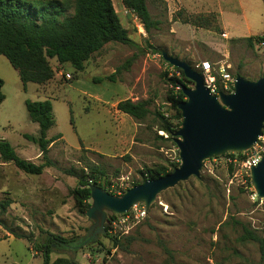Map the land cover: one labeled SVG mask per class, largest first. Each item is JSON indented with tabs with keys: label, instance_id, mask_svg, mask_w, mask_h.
Returning <instances> with one entry per match:
<instances>
[{
	"label": "rangeland",
	"instance_id": "obj_1",
	"mask_svg": "<svg viewBox=\"0 0 264 264\" xmlns=\"http://www.w3.org/2000/svg\"><path fill=\"white\" fill-rule=\"evenodd\" d=\"M152 1H147V6L159 23L149 33L135 14L125 23L128 36L138 37L136 46L106 43L90 56L81 72L69 64L59 65L50 60L55 77L46 88L32 82L24 85L17 71L0 55L3 94L0 139L7 140L20 157H33L38 146L24 134H33L38 126L29 119L24 101L47 99L52 104L55 121L47 136L61 134L68 146L59 142L53 148L52 156L61 169L96 166L103 172V175L95 174L97 180L102 185L107 181L108 188L114 190L120 185L128 189L139 182L144 167H170V163H177V146L173 139H159L154 115L159 111L172 117L174 113L165 101L170 88L166 80L173 70L157 50L185 60L193 68L205 59L211 63L225 61L233 76L256 80L264 78V44L259 45V41L250 45L244 39H235L211 51L196 41L186 26L181 41L176 42L169 32L164 5ZM114 6L117 12L122 10L116 0ZM259 10L262 15L258 23L264 42V3L260 2ZM66 73L70 78L65 77ZM125 99L148 100L151 114L137 121L120 112L116 105ZM134 123L139 124L137 139L145 145L131 149L132 156L129 131ZM108 141L116 145L112 155L90 147L91 144L105 146ZM118 144L122 145L121 149ZM78 145L77 149L70 147ZM257 145L243 153V159L221 155L204 161L199 177L191 176L161 192L145 217L126 234L98 235L95 242L78 251L52 252L51 260L71 256L79 264H264L259 242L251 239V236L264 238V200L254 196L249 171L242 165L248 156L264 153V128ZM76 181L74 176L66 174L63 181L66 190L54 194L57 202L50 203L48 191H43L48 179L24 173L10 163L0 169V197L8 192L13 200L4 216L5 223L18 233L19 229H25L36 243L46 233L84 237L93 221L74 208L68 191L75 187ZM32 194L35 203L20 202L26 195L33 198ZM57 206L63 210L54 216ZM5 232L0 226V264H41V253L33 249L30 241L6 238ZM112 237L119 239L118 247L112 246Z\"/></svg>",
	"mask_w": 264,
	"mask_h": 264
},
{
	"label": "trees",
	"instance_id": "obj_2",
	"mask_svg": "<svg viewBox=\"0 0 264 264\" xmlns=\"http://www.w3.org/2000/svg\"><path fill=\"white\" fill-rule=\"evenodd\" d=\"M153 1L163 3L162 0ZM262 1L264 3V0ZM121 3L124 8L136 15L147 33L158 25L159 21L153 19L148 10L147 0H121ZM176 14L179 16L181 12ZM182 20L197 27L219 31L218 26L213 25L216 19L212 14L189 15ZM244 40L253 45L255 42L262 41L263 37L256 35ZM109 42L136 46L135 42L128 36L127 30L122 26L114 10L112 0H0V55L4 56L10 65L17 70L20 81L24 85L28 82L43 85L52 80L55 76L50 65L52 59L59 65L69 64L76 71L81 72L90 56ZM158 51L160 50L158 49ZM158 53L160 54V52ZM173 68L179 74L167 77L166 81L170 88L165 98L170 109L174 112L173 116L164 117L159 111L154 113L157 118L158 129L168 134V138L165 139L171 140L181 124V115L176 106L186 98L181 87L183 85L192 86V82L184 77L180 69ZM194 69L200 74L202 73L200 69ZM164 75L167 76V74ZM107 79L112 80V77L108 76ZM1 86L2 81L0 80V89ZM2 99L3 94L0 91V101ZM149 105L148 100L132 101L125 99L120 100L116 108L133 119L141 121L151 114ZM24 106L29 119L38 125L36 136L24 134V137L38 146L41 162L35 164L20 157L5 139H0V160L3 163H12L24 173L39 175L45 167L53 165L48 156L49 145L60 135L47 137V131L55 122L52 104L49 100H25ZM172 120H176L175 123ZM160 138L163 137L160 136ZM223 155L231 158L234 156L244 158L243 153H225ZM179 164L180 162L170 163V167L164 165L144 167L140 171L141 180L134 182L132 186L145 180L163 176L179 167ZM63 171L65 174L74 176L77 180L75 187L69 189L68 193L73 198L74 208L79 214L85 215L90 206L89 184L98 185L109 193H115L114 190L108 188L109 183L107 181H104V185H102L97 180L95 174L103 175V172L96 166H85L79 170L69 167L64 168ZM12 202L13 200L7 192H4L3 197H0V226L13 237L30 241L33 249L41 253V264H79L71 256L51 260V253L61 249L78 251L89 243L95 242V240H90L83 245V237L66 238L53 233H46L41 242L36 243L34 238L26 233L25 229H19L20 232L18 233L5 223L4 216L8 214V208ZM116 217L117 215L113 214L107 216L106 235L109 234L110 221ZM251 239L259 242L261 259L264 261V238L259 239L256 236H251ZM119 243L117 237H112L113 247H118Z\"/></svg>",
	"mask_w": 264,
	"mask_h": 264
},
{
	"label": "water",
	"instance_id": "obj_3",
	"mask_svg": "<svg viewBox=\"0 0 264 264\" xmlns=\"http://www.w3.org/2000/svg\"><path fill=\"white\" fill-rule=\"evenodd\" d=\"M169 65L180 69L192 86L183 85L185 99L177 104L181 124L173 141L178 149L179 167L155 179L145 180L120 195L89 184L90 206L85 216L92 225L83 237V245L106 233L108 214L124 215L135 204L149 209L163 191L173 188L191 176L199 177L206 160L225 153H245L258 143L264 128V78L248 80L235 75L233 91L212 94L205 87L202 75L188 62L160 50ZM250 183L257 200H264V153L249 167Z\"/></svg>",
	"mask_w": 264,
	"mask_h": 264
},
{
	"label": "crops",
	"instance_id": "obj_4",
	"mask_svg": "<svg viewBox=\"0 0 264 264\" xmlns=\"http://www.w3.org/2000/svg\"><path fill=\"white\" fill-rule=\"evenodd\" d=\"M162 1L163 3L161 4L164 5L165 11H166V19L170 27V31H169L170 35L172 36V38L176 40V42L181 41L180 38L183 35V33H185L183 30L185 26L188 27L190 31L194 33L192 37L196 41L201 42L202 44H204V46L207 49L211 51H217L219 45H221L222 43H227L229 40L245 39L247 37L256 36V35L263 37V32H262L263 30H262L261 24L258 23V17L262 15V13L259 10L260 2L263 3L262 0H162ZM152 2L153 4L156 3L154 1ZM112 3H113L114 10L119 17V20L122 26L127 30L125 23L127 24V20H130L132 16L129 13L130 10H127L126 8L123 7L121 0H116L117 5L122 6V10H119L117 12L114 6V0H112ZM179 11L181 12V14L177 16L176 13ZM209 14H212L215 16L216 21L213 22V25H217L219 28V31H214L210 28L197 27L190 23H185L182 20L183 18L189 15L195 16V15H209ZM222 33L226 34V38L221 36ZM129 37L134 42L138 39L136 35L129 34ZM48 84L50 83H46V84L39 85V86H41L42 88H46ZM138 126L139 124L137 125L134 123V127L132 128V130L129 131V135L131 137L130 146H129L130 151L131 149L139 148V146L145 145L143 144V142L137 139ZM34 130L35 131L32 132L33 134L31 135L36 136L38 134V127H36ZM59 135L60 137L56 138L49 145L48 156L52 160L53 165L45 167L43 169V172L39 174L40 176H43L48 179V184H46V186L43 187L44 188L43 191L45 192L48 191L47 195L50 196L49 198L50 203L57 202L54 194H56L57 192L62 194L64 190H66V186L63 183L65 175H66L63 171L64 168L61 169L58 166L57 162L55 161V157L52 156L53 148L59 142H62L63 146L68 147L67 144L65 143L63 135L61 134ZM91 145L92 146L90 147L92 150H96L97 152L99 151L100 153L105 154V155H112L114 152L113 150L115 149V146H116L115 143L110 142V141H108L105 146H100L96 144H91ZM79 146L80 145L70 146V147L77 149V148H80ZM121 146H122L121 144H118L119 149H121ZM133 151L134 150L130 152L132 156H133ZM21 157L24 159L30 160L31 162L38 161V160H39L38 163L41 162V156H40L39 150L33 157H30V156H21ZM38 163H35V164H38ZM8 166H10V163H3L0 160V169H3ZM55 179L57 181H55ZM25 197H26L25 199L20 200L22 204L23 203H35L34 195H33V198L29 197V195H26ZM62 206L61 207L57 206L53 214L54 216H56L57 214H59V212L63 210ZM21 218L24 219L25 216L22 215ZM4 234L6 238L13 237L8 232H5Z\"/></svg>",
	"mask_w": 264,
	"mask_h": 264
},
{
	"label": "built area",
	"instance_id": "obj_5",
	"mask_svg": "<svg viewBox=\"0 0 264 264\" xmlns=\"http://www.w3.org/2000/svg\"><path fill=\"white\" fill-rule=\"evenodd\" d=\"M131 15H134L133 12H129ZM222 37L226 38V34L222 33ZM264 42L260 41L259 45H263ZM230 65L227 64L225 61H218L216 63H211L209 60H201L197 65L196 68L201 70V75L203 77V83L205 87L209 90L210 93L218 95V92L221 91L223 93L229 94L233 91V81L234 76L231 72H229ZM172 68L173 73L178 75L179 73ZM61 74V71H59ZM66 78H70L69 74H64ZM164 117H168L167 113L162 112ZM158 133L164 137L168 138V134L162 130H159ZM263 135V134H262ZM261 137V136H260ZM259 137V138H260ZM258 145L256 144L253 149H255ZM251 151V150H250ZM262 156V155H261ZM261 156L257 155L256 153L248 156L242 163L243 167L249 171V167L251 165H255L261 158ZM179 162V158L177 159ZM91 183V180H89ZM112 188V187H111ZM126 188L122 187L121 185L114 189L116 195H120ZM254 196L255 192H254ZM146 215V210L142 204H135L133 205L129 211L124 215H117L115 219L110 221L108 233L114 236L124 235L128 232V230L135 224H137L140 220H142Z\"/></svg>",
	"mask_w": 264,
	"mask_h": 264
}]
</instances>
